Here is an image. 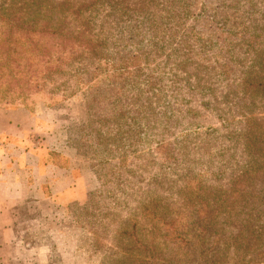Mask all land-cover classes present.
I'll return each instance as SVG.
<instances>
[{"label": "rangeland", "instance_id": "obj_1", "mask_svg": "<svg viewBox=\"0 0 264 264\" xmlns=\"http://www.w3.org/2000/svg\"><path fill=\"white\" fill-rule=\"evenodd\" d=\"M73 2L62 60L0 104L57 167L19 264H264L241 233L264 194L231 186L264 164V0Z\"/></svg>", "mask_w": 264, "mask_h": 264}, {"label": "trees", "instance_id": "obj_2", "mask_svg": "<svg viewBox=\"0 0 264 264\" xmlns=\"http://www.w3.org/2000/svg\"><path fill=\"white\" fill-rule=\"evenodd\" d=\"M75 7L73 0H0L1 105H10L25 97L39 85L37 74L41 70L51 72L55 67L53 62L62 60L61 56L54 58V53L58 46L63 50L71 46L77 37L70 27L71 18L75 12L79 13ZM253 146V142L248 143L250 149ZM256 171L262 174L252 176ZM231 186L264 194V164L251 163L250 175L236 179ZM259 204L264 206V196ZM261 212L264 214V210ZM262 220L256 226V220H252L253 224L247 223L241 233L248 254L259 256L264 262V216ZM201 229L205 231L208 226L202 224ZM236 246L232 245L235 253Z\"/></svg>", "mask_w": 264, "mask_h": 264}, {"label": "crops", "instance_id": "obj_3", "mask_svg": "<svg viewBox=\"0 0 264 264\" xmlns=\"http://www.w3.org/2000/svg\"><path fill=\"white\" fill-rule=\"evenodd\" d=\"M6 113L0 112V137L11 141L0 146V264H19L20 258L14 254L20 246L21 207L28 201L34 207L48 196L43 178L49 175L53 184V170L57 167L43 160V148L23 142L28 130L37 126L35 117L22 113L20 119V110Z\"/></svg>", "mask_w": 264, "mask_h": 264}]
</instances>
